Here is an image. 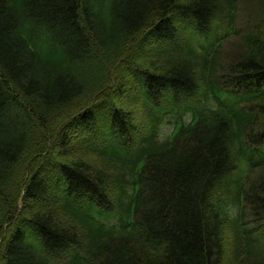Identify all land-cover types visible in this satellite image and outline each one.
<instances>
[{"label": "trees", "instance_id": "trees-1", "mask_svg": "<svg viewBox=\"0 0 264 264\" xmlns=\"http://www.w3.org/2000/svg\"><path fill=\"white\" fill-rule=\"evenodd\" d=\"M239 2L0 0V264H222L226 229L230 264H264V0L226 61L228 33L196 48L169 20L238 35ZM152 82L200 86L169 139ZM136 117L133 151L95 148Z\"/></svg>", "mask_w": 264, "mask_h": 264}, {"label": "rangeland", "instance_id": "rangeland-1", "mask_svg": "<svg viewBox=\"0 0 264 264\" xmlns=\"http://www.w3.org/2000/svg\"><path fill=\"white\" fill-rule=\"evenodd\" d=\"M237 20H236V26L238 27L237 30L239 31L238 35H232L229 36L228 40L223 43V47L221 49L223 60H225V56L230 54L232 49L234 47L240 46V39L243 35L247 34L251 30V20L249 19L248 13L244 7V0H240L237 8ZM247 15V16H246ZM122 106V105H121ZM249 217V214H247V218ZM226 236L224 237L225 245L227 246V256L223 260L222 264H230L231 261H233L235 251L232 247V240L230 238L231 233L228 229H226ZM235 264V263H232ZM242 264H246L244 261Z\"/></svg>", "mask_w": 264, "mask_h": 264}]
</instances>
